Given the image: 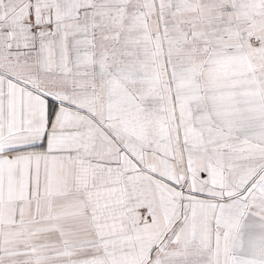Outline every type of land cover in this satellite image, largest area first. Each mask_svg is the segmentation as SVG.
<instances>
[{
	"label": "snow or ice",
	"instance_id": "1",
	"mask_svg": "<svg viewBox=\"0 0 264 264\" xmlns=\"http://www.w3.org/2000/svg\"><path fill=\"white\" fill-rule=\"evenodd\" d=\"M0 264H264V0H0Z\"/></svg>",
	"mask_w": 264,
	"mask_h": 264
}]
</instances>
